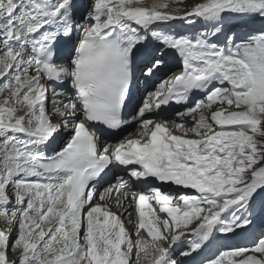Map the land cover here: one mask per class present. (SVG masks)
Wrapping results in <instances>:
<instances>
[{"label": "snow or ice", "instance_id": "6c2138e0", "mask_svg": "<svg viewBox=\"0 0 264 264\" xmlns=\"http://www.w3.org/2000/svg\"><path fill=\"white\" fill-rule=\"evenodd\" d=\"M0 264H264V0H0Z\"/></svg>", "mask_w": 264, "mask_h": 264}]
</instances>
